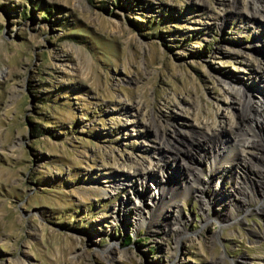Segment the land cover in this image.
<instances>
[{"label":"rangeland","instance_id":"obj_1","mask_svg":"<svg viewBox=\"0 0 264 264\" xmlns=\"http://www.w3.org/2000/svg\"><path fill=\"white\" fill-rule=\"evenodd\" d=\"M249 1L0 0V264H264V160L235 155L223 83L264 97Z\"/></svg>","mask_w":264,"mask_h":264},{"label":"bare ground","instance_id":"obj_2","mask_svg":"<svg viewBox=\"0 0 264 264\" xmlns=\"http://www.w3.org/2000/svg\"><path fill=\"white\" fill-rule=\"evenodd\" d=\"M229 1L231 2L232 11L234 13H237V14L242 13L243 14L244 11L237 10V8H234L235 6H233V5H235L234 4L235 0H229ZM258 1L260 2V0H250L249 1V5H248L249 8H248V10H246L247 16H249L251 18H254L255 16H257V12L259 11ZM238 78H239L238 76H233V77L227 76L223 80V83L225 85H228L227 87L229 89H233L234 93L240 96V101H239L240 103L238 105V109L240 111V116H241L242 120H250V122H252V124L247 126L245 129H241V127H240V129L237 128L239 130L236 129L234 131L233 140L235 142L234 143L235 144L234 150L236 153L235 155H237V156L248 155V158H246V159L249 161V166L251 168H254V169L259 171V170H262V168H259V167L256 168L255 167V163H253L254 159H253L252 155L254 156L256 154L255 152L257 151L260 153V158L261 159L263 158V160H264V144L262 143V140H264V129H263L264 97H258V99L256 100L255 97H253L252 94L250 93V91H248L247 89H244L242 91L239 88L232 87L231 83L236 82L238 80ZM254 125H256V126L259 125L260 129H262V130H258V132H256ZM212 136H210V134H208V133H202L200 135V137L202 139H205V140L209 139ZM163 143L165 144V141L163 139L159 138V141H157V144L162 145ZM169 150L170 151H176V150H178V147L176 145L172 144V148H169ZM249 155H251V156H249ZM260 173H262V171H260ZM146 174H151V171L148 170L146 172ZM183 187H184L183 191L181 190L178 193H173L172 191L170 192L169 189L165 188V185L161 186V188L158 189V192L153 193L156 200H157V202L155 200L153 201L154 202L153 205L156 207L157 210H160V209L162 210L163 208L159 205L160 201L161 202L165 201V203H166L167 200H165V199L168 197L172 202H175L174 197L181 195V194L183 195L185 192H189V187H192V190L194 192L197 191V192L201 193L199 186L195 183L193 185L191 182L190 183L186 182V185H184ZM239 190L241 191L240 193H242V195L248 193V191L246 189L242 190L239 188ZM157 194H158V196H157ZM239 199H243V197L241 196ZM205 202H204V204H205ZM243 202L246 203V201H243ZM257 209L264 211V205L263 204L260 205ZM160 213H161V211H159L158 215L156 216V220L158 219ZM233 215L234 214L231 213V216H233ZM143 222H144V220H143ZM255 234L257 237H260V238H263V236H264L263 231H255ZM239 263L244 264V260L241 259V261H239ZM17 264H25V263H23V261H19Z\"/></svg>","mask_w":264,"mask_h":264}]
</instances>
